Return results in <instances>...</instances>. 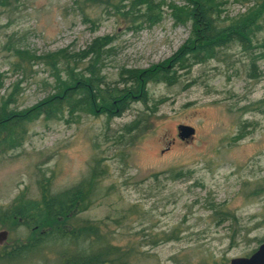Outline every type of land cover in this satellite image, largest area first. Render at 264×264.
Here are the masks:
<instances>
[{"label":"rangeland","instance_id":"374dc122","mask_svg":"<svg viewBox=\"0 0 264 264\" xmlns=\"http://www.w3.org/2000/svg\"><path fill=\"white\" fill-rule=\"evenodd\" d=\"M157 1L161 16L152 22L134 13L131 0H0V101L10 93L15 110L39 101L53 91L56 72L64 75L46 54L60 48L73 54L97 36L108 38L97 67L109 81L122 68L169 64L191 34V21L170 12L169 4L186 0ZM215 1L224 23L264 2ZM261 15L252 49L231 41L216 57L174 73L179 66H172L173 77L146 82L145 102L137 97L111 116L76 109L30 120L23 142L0 153V208L21 193L37 197L48 180L52 191L68 187L96 166L105 168L100 188L77 215L100 220L113 242L131 247L127 264H226L249 254L264 235ZM252 55H258L254 65ZM132 120L138 128L126 131ZM180 123L194 133L179 137ZM17 220L0 221L6 231L0 251L30 233ZM40 261L55 264L56 255L47 250L16 264Z\"/></svg>","mask_w":264,"mask_h":264},{"label":"trees","instance_id":"16d2710c","mask_svg":"<svg viewBox=\"0 0 264 264\" xmlns=\"http://www.w3.org/2000/svg\"><path fill=\"white\" fill-rule=\"evenodd\" d=\"M131 1L132 6L135 5L134 13L141 20L155 22L160 19V1ZM186 2L185 5L169 4L170 12L176 20L191 21V34L171 56L172 62L169 64L122 68L118 79L109 81L97 67L102 46L108 42L105 36L95 37L85 48L73 54L64 48L46 54V63L52 69L61 66L64 75L56 72L53 91L25 109L9 107L13 100L10 93L2 98L0 153L20 145L26 137L28 122L41 114L46 118H54L65 110L71 112L83 109L93 113L104 111L111 116L120 113L137 97L147 101L146 82L173 77L170 73L172 66H179L173 70L174 73L178 68H190L193 63L216 57L218 49L231 41H237L247 50L252 49L249 48L251 39L262 27L264 2L260 7H252L248 12L231 18L227 23L215 16L218 10L215 0ZM261 45L264 46V42ZM257 56L252 55V65ZM84 58H87V64L77 69L78 63ZM174 76L169 81L175 82L177 78ZM137 124V120L125 124L126 131L137 129ZM103 173L105 168L92 167L87 176L58 191L51 190L48 180L40 183V194L37 197H26L21 193L8 206L0 208V221L21 218L18 223L30 228L25 240L0 251V260L16 264L19 258L40 259L49 250L56 255L55 264H127L132 254L131 247L113 242L100 220L93 221L77 215L95 198L100 188L98 179ZM178 173L182 174V171ZM234 217L224 215L223 219Z\"/></svg>","mask_w":264,"mask_h":264},{"label":"water","instance_id":"95a60500","mask_svg":"<svg viewBox=\"0 0 264 264\" xmlns=\"http://www.w3.org/2000/svg\"><path fill=\"white\" fill-rule=\"evenodd\" d=\"M179 137L185 138L194 133V127L190 124L178 125ZM6 231H0V236L5 237ZM226 264H264V235L259 244L247 255L233 256Z\"/></svg>","mask_w":264,"mask_h":264},{"label":"flooded vegetation","instance_id":"af4514ba","mask_svg":"<svg viewBox=\"0 0 264 264\" xmlns=\"http://www.w3.org/2000/svg\"><path fill=\"white\" fill-rule=\"evenodd\" d=\"M18 220L20 221V220H21V218H18ZM18 220H17V222H18ZM18 224H20V225H23V224H22V223H20V222H19Z\"/></svg>","mask_w":264,"mask_h":264}]
</instances>
